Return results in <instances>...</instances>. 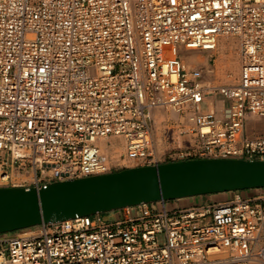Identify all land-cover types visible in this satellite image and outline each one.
Returning <instances> with one entry per match:
<instances>
[{
	"label": "built area",
	"instance_id": "1",
	"mask_svg": "<svg viewBox=\"0 0 264 264\" xmlns=\"http://www.w3.org/2000/svg\"><path fill=\"white\" fill-rule=\"evenodd\" d=\"M223 35L239 74L209 87L179 48L212 52ZM258 130L264 0H0V183L26 166L34 186L110 172L98 139L122 140L121 168L264 159ZM116 212L0 234V264H264V188Z\"/></svg>",
	"mask_w": 264,
	"mask_h": 264
},
{
	"label": "water",
	"instance_id": "2",
	"mask_svg": "<svg viewBox=\"0 0 264 264\" xmlns=\"http://www.w3.org/2000/svg\"><path fill=\"white\" fill-rule=\"evenodd\" d=\"M260 188L264 159L216 157L168 160L40 186H0V234L140 204Z\"/></svg>",
	"mask_w": 264,
	"mask_h": 264
},
{
	"label": "rangeland",
	"instance_id": "3",
	"mask_svg": "<svg viewBox=\"0 0 264 264\" xmlns=\"http://www.w3.org/2000/svg\"><path fill=\"white\" fill-rule=\"evenodd\" d=\"M221 37H227V46L224 49H221V47L219 45V40L217 42L216 49L212 52H201L198 50H185L183 47L179 48V55L181 56L182 60H183V57H187V56L196 57V55H200L204 59L206 58V60H207L206 63L199 62L196 65L190 64L191 67H189L188 65H186L185 67L186 68L199 67L202 70L203 83L209 87L217 86V85L224 84V83L234 82V81H236L238 74H239V71H238L239 70V61H238V56H237V39L233 36H226V35H223ZM218 57H224V62H223L224 64L221 65L220 71H218L215 68L216 67L215 61ZM230 58H231V62L234 64L233 65L234 69L227 67L228 66L227 60H230ZM216 99L219 100V99H221V97L215 93H213L212 95H208V101L210 104L214 103V101ZM207 104H208L207 102H203L201 108L205 109ZM218 104H221V101H219ZM259 130H258V132H259ZM248 131L249 132L251 131V126H249ZM160 135H161V132H158V135H157L158 137L155 138V144L157 145L158 152H160L163 148L161 138L159 137ZM108 144H110V143H108ZM123 152H124V148L122 146V142H118L117 150H115V149L109 150L107 153L102 154L104 159L110 165L111 170H121V169H124L126 167L138 166L136 164L137 162H125V165H127V166L121 168V163L118 162L117 160ZM174 158L175 157L167 158V157L160 155V153H158L156 155V157H154V161L163 162V161H168V160L174 159ZM32 173L33 172L29 166H26L24 170H21L19 172L17 169H13L11 172V175H10L11 176L10 179H8L7 181H1L0 186H8V185L13 186V185H15V186H22V187H32V185H34L31 182L32 181ZM244 194H247V193H244ZM212 195H217V194H212ZM219 196H223V198H226L229 195L222 194ZM120 213L121 212H107V213H101L100 215L104 219H110V218H115Z\"/></svg>",
	"mask_w": 264,
	"mask_h": 264
},
{
	"label": "bare ground",
	"instance_id": "4",
	"mask_svg": "<svg viewBox=\"0 0 264 264\" xmlns=\"http://www.w3.org/2000/svg\"><path fill=\"white\" fill-rule=\"evenodd\" d=\"M229 39V38H228ZM219 40V45H220V47H221V49H224L226 46H227V37H221L220 36V38L218 39ZM229 42V41H228ZM185 49V48H184ZM185 50H187V49H185ZM168 51H169V53L170 54H174V52H176L177 51V49H175V47L174 46H170L169 48H168ZM232 58V57H231ZM231 58H230V60H227L228 61V66L227 67H229V68H231V69H234L233 68V63L231 62ZM183 61H184V65L186 66V65H188L189 67H191L190 66V64L192 65H196L197 63H199V62H202V63H206V58L204 59L203 57H201L200 55H196V57H194V56H192V57H190V56H187V57H183ZM216 69L218 70V71H220V69H221V65L222 64H224L223 62H224V57H218L217 59H216ZM232 63V64H231ZM207 66V65H206ZM226 67V68H227ZM215 69V70H216ZM217 71V72H218ZM226 71V70H225ZM239 71V70H238ZM225 75V74H224ZM215 80V79H214ZM215 82V81H214ZM110 141V144H108V142H107V140L106 139H98L97 141H96V143L98 144V146L100 147V151L102 152V154L104 153H107L109 150H113V149H115V150H117V148H118V142H122V140H114L113 138L112 139H110L109 140ZM113 148V149H112Z\"/></svg>",
	"mask_w": 264,
	"mask_h": 264
},
{
	"label": "crops",
	"instance_id": "5",
	"mask_svg": "<svg viewBox=\"0 0 264 264\" xmlns=\"http://www.w3.org/2000/svg\"><path fill=\"white\" fill-rule=\"evenodd\" d=\"M219 101H221V99H219V100L216 99L213 104H218ZM258 134L263 135L264 132L260 131ZM112 171H117V170H110V172H112ZM8 186H10V185H8ZM32 186H34V185H32ZM219 195H222V194H217V195L209 194V195H202V196H197V197H193V198L173 200V201L168 202V205L170 207H186V206H190L192 204H197V203H201V202L223 201L226 199V198H223V196H219Z\"/></svg>",
	"mask_w": 264,
	"mask_h": 264
}]
</instances>
